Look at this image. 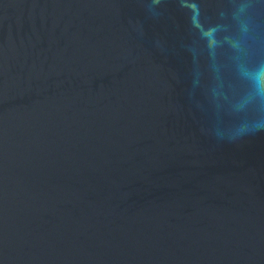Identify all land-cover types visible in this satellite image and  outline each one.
<instances>
[{
	"label": "water",
	"instance_id": "95a60500",
	"mask_svg": "<svg viewBox=\"0 0 264 264\" xmlns=\"http://www.w3.org/2000/svg\"><path fill=\"white\" fill-rule=\"evenodd\" d=\"M0 264H264V0H0Z\"/></svg>",
	"mask_w": 264,
	"mask_h": 264
}]
</instances>
